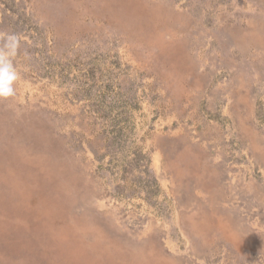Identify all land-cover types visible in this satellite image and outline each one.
Here are the masks:
<instances>
[{
    "label": "rangeland",
    "instance_id": "374dc122",
    "mask_svg": "<svg viewBox=\"0 0 264 264\" xmlns=\"http://www.w3.org/2000/svg\"><path fill=\"white\" fill-rule=\"evenodd\" d=\"M0 264H264V0H0Z\"/></svg>",
    "mask_w": 264,
    "mask_h": 264
},
{
    "label": "clouds",
    "instance_id": "9594fccd",
    "mask_svg": "<svg viewBox=\"0 0 264 264\" xmlns=\"http://www.w3.org/2000/svg\"><path fill=\"white\" fill-rule=\"evenodd\" d=\"M20 47L21 39L15 34L7 35L0 43V101H6L15 95L19 72L13 60Z\"/></svg>",
    "mask_w": 264,
    "mask_h": 264
}]
</instances>
